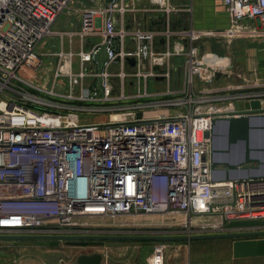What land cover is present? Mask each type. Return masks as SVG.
<instances>
[{"label":"built area","instance_id":"obj_1","mask_svg":"<svg viewBox=\"0 0 264 264\" xmlns=\"http://www.w3.org/2000/svg\"><path fill=\"white\" fill-rule=\"evenodd\" d=\"M222 4L230 28L209 31L177 24L193 7L174 0H0V235L88 234L87 219L139 214L172 216L183 230L213 214L224 230L264 219V179L211 176L213 119L264 114V81L228 80L229 59L201 46L264 35L244 22L264 25V0ZM64 12L77 28L53 30ZM54 36L62 48L45 50ZM254 100L259 109L245 108ZM138 264H165V245Z\"/></svg>","mask_w":264,"mask_h":264},{"label":"rangeland","instance_id":"obj_2","mask_svg":"<svg viewBox=\"0 0 264 264\" xmlns=\"http://www.w3.org/2000/svg\"><path fill=\"white\" fill-rule=\"evenodd\" d=\"M204 4L205 6L202 9L203 13L200 11L201 14H199L200 19H202L201 23L210 28L209 31H213L214 28L218 26L221 28L223 27V31L228 30L231 23H228L222 13L219 14V18L216 16V11L221 9L220 6H218V1L208 0V2H204ZM89 6H93V4H89ZM247 23H250L252 26L258 28L264 27V25L258 21H248ZM77 26V19L75 17H68L67 13L64 12L54 23L52 29L74 30ZM247 37L254 39V37L260 38L264 37V35H243L235 39H237L238 42V38H242L243 41L246 42L244 39H248ZM206 39H208L206 44H204L206 48L215 52L227 51L232 48L230 45L233 41L230 44L228 40H225L229 39L227 36L218 38L210 35L209 38ZM45 40L47 43L44 47L45 50H59L62 48L61 38L59 36H54L52 38L48 37ZM65 47L67 49L69 48L68 39H65ZM53 61V58H44L43 66L48 67L53 64ZM19 73L27 79H32L33 77L31 73L36 75L41 74V71L38 69L36 71L30 70V72H26L21 69ZM158 87H163L162 83H158L155 89ZM81 118L85 121H101L102 119H106V117L102 114H81ZM176 218L179 219L181 223L186 220L185 216H177ZM219 220L221 221L218 214L209 215L203 218H196L194 219L195 222L192 223V226L187 224L183 230L178 226H171L176 221L172 216H165L163 219V216L158 214H139L136 216L130 215L117 218H96L87 219V221H89L88 223L90 226L92 225L94 227L92 229L97 231H89L87 233L121 235L123 230L128 229L138 230L135 233L138 235L226 232V230L222 229V227L227 223V221L222 224ZM205 225H213V227H206ZM152 226H159L160 228L154 229L151 228ZM109 229L117 232L114 233L113 231H109ZM232 242L233 239L231 238H208L197 240H106L102 245H76L68 243L64 240L16 241L0 239V264H78V256L84 254V252H90V254L94 252L105 253L113 262L122 261L123 264H126V262L129 264L148 260L152 254L154 245L157 243L165 245V264H240L241 261L246 262V259L244 258L233 257ZM262 257L264 256L252 257L251 259L254 258L255 261L264 263L262 262L264 261V258Z\"/></svg>","mask_w":264,"mask_h":264},{"label":"water","instance_id":"obj_3","mask_svg":"<svg viewBox=\"0 0 264 264\" xmlns=\"http://www.w3.org/2000/svg\"><path fill=\"white\" fill-rule=\"evenodd\" d=\"M108 58L106 46L96 53L98 70ZM254 100L245 108L259 109ZM141 116V113H139ZM222 126L223 132H218ZM211 136V176L213 181L264 179V114L243 113L213 119ZM220 140L222 142L220 143ZM167 230V229H166ZM231 238L234 258L264 256V219L233 220L226 232L201 234H74V235H0L5 240H64L76 245H102L106 240H197ZM100 252L78 256V264H102Z\"/></svg>","mask_w":264,"mask_h":264},{"label":"crops","instance_id":"obj_4","mask_svg":"<svg viewBox=\"0 0 264 264\" xmlns=\"http://www.w3.org/2000/svg\"><path fill=\"white\" fill-rule=\"evenodd\" d=\"M217 1L219 3L218 6H220L221 8L216 11L217 18H219V14L222 13L223 17L226 18L229 23L230 19L222 4V0H217ZM174 2L176 4L182 5L183 7L188 6V5H192L193 7L192 21L190 17L188 16V14L183 13L180 17H178L179 15H176L177 24L186 25L187 23L192 22L195 28L210 30V28L204 26L201 23L202 19H200L199 17V14L203 13L202 9L205 6L204 2H208V0H174ZM245 21H244L245 23L248 22V20H245ZM249 22H253V21H249ZM222 29L224 28L223 27L221 28L220 26L214 28V30H222ZM206 38H209V36L201 40L202 49H205L206 51L213 52V53L218 52L217 54L221 56H225L226 58L229 59L230 65L235 70V74L232 77H230L228 80L240 82L242 81V77H245L246 80H250L254 82L264 81V37H260V38L254 37V39L247 37L248 39H244L246 40V42L243 41L242 38H238V42H237V39H235L237 37L225 39V40H228L230 44L233 41V43L230 45L232 48L228 49L227 51H222V52L220 51L215 52L213 50L207 49L206 46L204 45L206 44V41L208 40ZM225 81H227V79L223 77H219V79L216 80L215 84H223ZM18 241H30V240H18ZM112 241H121V240H112ZM84 253L90 254V252H84ZM251 258L252 257L244 258L246 259V262L241 261L240 264H264V263H259V261H255L254 258L253 259ZM139 262H134V263H129V264H138ZM115 263L123 264L122 261H116ZM126 264H128V262H126Z\"/></svg>","mask_w":264,"mask_h":264},{"label":"bare ground","instance_id":"obj_5","mask_svg":"<svg viewBox=\"0 0 264 264\" xmlns=\"http://www.w3.org/2000/svg\"><path fill=\"white\" fill-rule=\"evenodd\" d=\"M218 132H219V133H222V132H223V128H222V126H219V127H218ZM221 142H222V140H220V143H221ZM207 224H208V223H207Z\"/></svg>","mask_w":264,"mask_h":264}]
</instances>
